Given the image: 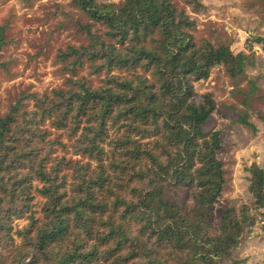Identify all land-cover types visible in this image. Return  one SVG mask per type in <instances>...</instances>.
Masks as SVG:
<instances>
[{"label":"trees","instance_id":"16d2710c","mask_svg":"<svg viewBox=\"0 0 264 264\" xmlns=\"http://www.w3.org/2000/svg\"><path fill=\"white\" fill-rule=\"evenodd\" d=\"M73 2L105 36L89 31L88 43L59 49L67 86L22 94L0 117V264H220L238 246L249 210L264 207V165L249 168L250 204L226 209L212 236L221 140L218 130L204 131L212 94L196 103L193 82L216 64L236 77L252 60L198 44L193 19L172 0ZM156 32L155 45L145 44ZM85 65L104 73L99 84L78 75ZM57 146L87 160L57 155ZM167 186L187 189L185 206L165 196ZM36 193L42 215L30 214L14 243L12 218L32 210Z\"/></svg>","mask_w":264,"mask_h":264},{"label":"rangeland","instance_id":"374dc122","mask_svg":"<svg viewBox=\"0 0 264 264\" xmlns=\"http://www.w3.org/2000/svg\"><path fill=\"white\" fill-rule=\"evenodd\" d=\"M98 1L119 4L123 0ZM172 1L193 19L189 33L198 44L208 41L215 47L226 45L233 53L243 52L252 60L236 77L223 64H216L206 79L193 82L191 97L196 103L205 93L212 94L215 106L204 131L218 130L221 140L216 157L222 162L224 183L213 203L210 228L212 236H217L226 209L239 213L250 204V166L264 165V0H200L198 9L183 0ZM104 30V25L91 21L73 0H0V117L22 94L41 96L67 86L70 73L56 57L59 49L88 43L89 31L104 38ZM158 38L156 32L144 43L153 46ZM78 75L96 85L104 73H91L85 65ZM33 104L34 99L25 100L23 108L29 110ZM109 133L114 134L112 130ZM51 136L68 145L69 138L53 128ZM56 154L87 160L70 147L57 146ZM34 184L40 186L37 181ZM165 196L185 206L187 189L167 186ZM43 201L44 197L36 193L32 210L12 218L14 243L20 242L17 230L28 224L30 214L41 217ZM249 217L238 246L220 264H232L234 259L243 261L241 264H264V207L251 208Z\"/></svg>","mask_w":264,"mask_h":264}]
</instances>
